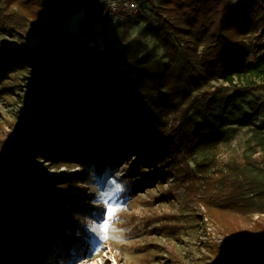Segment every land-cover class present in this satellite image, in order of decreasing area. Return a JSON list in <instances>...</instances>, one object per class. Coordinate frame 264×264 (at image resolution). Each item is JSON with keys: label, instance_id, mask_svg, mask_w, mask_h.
Masks as SVG:
<instances>
[{"label": "trees", "instance_id": "obj_1", "mask_svg": "<svg viewBox=\"0 0 264 264\" xmlns=\"http://www.w3.org/2000/svg\"><path fill=\"white\" fill-rule=\"evenodd\" d=\"M5 1L8 4L0 8L2 28L20 24L23 15L36 20L42 28L34 34L51 36L50 61L57 64L51 73L41 74L49 93L41 104L42 111L49 108L46 116L34 121L25 138L6 143L8 154L0 156V264H77L90 257L94 239L90 225L103 208L93 203L81 184L91 182L85 177L88 168L102 177L107 169L127 164L135 156L137 161L129 166L128 193L136 195L165 177L164 171L146 167L170 154L193 155L204 147L210 116L223 100L221 86L206 88L210 80L223 79L234 89L243 84L264 88V53L253 57L246 40L249 34L264 32V0H166L167 16L158 12L159 21L150 27L168 60L156 68L141 58L137 65L142 63V68L134 74L119 71L125 50L108 37L101 47L99 32L87 21H81L78 32L68 31V21L82 8L106 0H0V5ZM147 1L157 8L154 0ZM11 7L23 15L12 16ZM59 53L68 54L73 64ZM29 67L28 60L7 52L0 59V83L11 71ZM141 77L152 80L157 91L166 89L165 96L181 117L168 137L156 118L162 110L148 114L138 100L144 97ZM3 90L0 87V94ZM192 108L202 109L203 115L190 126L185 119ZM27 112L21 107V115ZM46 158L65 166L76 162L83 175L48 179L35 166ZM249 177L247 184L235 180L236 193L244 190L240 186H257ZM236 193L226 196L227 208L204 198L211 216L230 228L233 239L215 254L220 264H264V233L245 234L225 219L223 212L235 205L230 198Z\"/></svg>", "mask_w": 264, "mask_h": 264}, {"label": "rangeland", "instance_id": "obj_2", "mask_svg": "<svg viewBox=\"0 0 264 264\" xmlns=\"http://www.w3.org/2000/svg\"><path fill=\"white\" fill-rule=\"evenodd\" d=\"M140 3L144 5L140 16L116 24L106 16V2L82 8L68 21V31L78 32L81 21L85 20L99 32L97 39L101 47L105 37L111 38L119 50H125V56L118 61V69L124 73H138L143 65H137L141 58L150 60L156 68L163 67L168 60L165 49L150 24L159 21L158 12L167 16L166 0H154L157 8L147 0ZM7 4L3 2L0 8ZM10 12L12 16L21 14L16 7H11ZM23 16L20 24H8L5 29L0 24V59L7 52H15L31 66L11 71L0 83L5 90L0 94V156L8 154L6 143L16 144L25 138L28 129L34 127V121L46 116L49 108L42 111L41 104L49 93L41 74L51 73V67L57 64L55 60L50 61L51 36L46 37L42 32L35 35L41 25ZM246 40L251 43L253 57L264 53L262 30L249 34ZM59 56L73 64L68 54L59 53ZM141 79L140 91L144 97L138 100L148 114H152L151 110H162L156 118L168 137L181 117L172 100L165 96L166 89L157 91L152 80ZM219 86L220 98L228 103L217 102L210 116L208 134L203 139L204 147L193 155L186 156L185 151L177 156L170 154L146 167L152 172L164 171V178L153 180L136 195L128 193L129 166L137 161L135 156H131L132 161L127 164L107 169L102 177H98L93 167L88 168L87 175L84 172L91 182L81 184L87 187L93 203L103 208L100 218L92 224L102 219L109 223L107 238L103 240L90 225L94 234L92 255L77 264H220L215 252L233 243L232 234L230 228L211 216L204 198L211 197L215 205L227 208L224 206L228 202L226 196L238 189L235 180L247 184V175L257 186H240L244 190L230 198L235 205L223 213L235 229L245 234L264 233V88L254 89L243 84L234 89L223 79L210 80L206 88ZM21 107H26L28 112L21 115ZM202 115V109L192 108L185 123L193 126ZM2 141L5 143L1 144ZM35 166L41 168L48 179L83 175L84 171L76 162L65 166L47 158L39 160ZM217 178L220 181L212 186ZM193 181L197 185L192 186ZM110 209L114 210L111 215L108 214Z\"/></svg>", "mask_w": 264, "mask_h": 264}, {"label": "built area", "instance_id": "obj_3", "mask_svg": "<svg viewBox=\"0 0 264 264\" xmlns=\"http://www.w3.org/2000/svg\"><path fill=\"white\" fill-rule=\"evenodd\" d=\"M106 16L113 24L137 17L143 11L138 0H106Z\"/></svg>", "mask_w": 264, "mask_h": 264}, {"label": "snow or ice", "instance_id": "obj_4", "mask_svg": "<svg viewBox=\"0 0 264 264\" xmlns=\"http://www.w3.org/2000/svg\"><path fill=\"white\" fill-rule=\"evenodd\" d=\"M114 212V210H108V214L111 215ZM108 221L107 220H101V222L99 223H95L91 225V230L94 233H98L99 234V238L101 240L106 239L107 238V232H108Z\"/></svg>", "mask_w": 264, "mask_h": 264}, {"label": "crops", "instance_id": "obj_5", "mask_svg": "<svg viewBox=\"0 0 264 264\" xmlns=\"http://www.w3.org/2000/svg\"><path fill=\"white\" fill-rule=\"evenodd\" d=\"M263 51V50H262ZM259 55V54H258Z\"/></svg>", "mask_w": 264, "mask_h": 264}, {"label": "bare ground", "instance_id": "obj_6", "mask_svg": "<svg viewBox=\"0 0 264 264\" xmlns=\"http://www.w3.org/2000/svg\"><path fill=\"white\" fill-rule=\"evenodd\" d=\"M100 261V260H99Z\"/></svg>", "mask_w": 264, "mask_h": 264}]
</instances>
